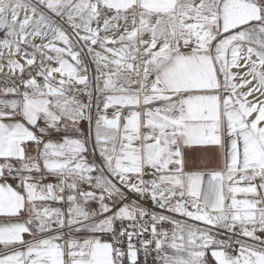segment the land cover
<instances>
[{
  "label": "snow or ice",
  "instance_id": "6c2138e0",
  "mask_svg": "<svg viewBox=\"0 0 264 264\" xmlns=\"http://www.w3.org/2000/svg\"><path fill=\"white\" fill-rule=\"evenodd\" d=\"M0 34V264H264V0H0Z\"/></svg>",
  "mask_w": 264,
  "mask_h": 264
},
{
  "label": "crops",
  "instance_id": "0c3cea01",
  "mask_svg": "<svg viewBox=\"0 0 264 264\" xmlns=\"http://www.w3.org/2000/svg\"><path fill=\"white\" fill-rule=\"evenodd\" d=\"M3 218H0V221H2ZM25 238H28L27 236Z\"/></svg>",
  "mask_w": 264,
  "mask_h": 264
},
{
  "label": "rangeland",
  "instance_id": "374dc122",
  "mask_svg": "<svg viewBox=\"0 0 264 264\" xmlns=\"http://www.w3.org/2000/svg\"><path fill=\"white\" fill-rule=\"evenodd\" d=\"M0 35H2V34H0Z\"/></svg>",
  "mask_w": 264,
  "mask_h": 264
}]
</instances>
